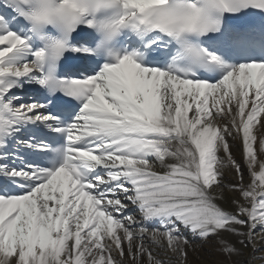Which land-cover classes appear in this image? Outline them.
<instances>
[{
    "label": "snow or ice",
    "instance_id": "1",
    "mask_svg": "<svg viewBox=\"0 0 264 264\" xmlns=\"http://www.w3.org/2000/svg\"><path fill=\"white\" fill-rule=\"evenodd\" d=\"M260 156L264 0H0V264L264 260Z\"/></svg>",
    "mask_w": 264,
    "mask_h": 264
},
{
    "label": "bare ground",
    "instance_id": "2",
    "mask_svg": "<svg viewBox=\"0 0 264 264\" xmlns=\"http://www.w3.org/2000/svg\"><path fill=\"white\" fill-rule=\"evenodd\" d=\"M233 154L235 156V158L237 159V161H239L242 165L244 164V153L242 150V144L241 141L239 140V138H237L234 142H233ZM260 159H264V156H260ZM258 170V169H257ZM244 183L247 184L250 182L251 177L249 176V172L248 169L245 167L244 168ZM237 180V176L235 174L234 171L229 170L227 173V177H226V183L228 182H235ZM229 197H231L232 195H239L238 193H228ZM260 235H264V233H259L257 234V244L259 246L260 244V240L259 237ZM233 239H235L233 237ZM200 242L197 241V244H199ZM155 250V247L152 246ZM214 247L213 244H206L203 247L199 248L197 251L193 252L192 249H189V257H188V264H212L213 261H215L218 258H222L219 257V254L214 252V251H210L209 249ZM158 252V255L160 257H162L165 261L168 262V264H177V257L172 256L170 253H166L163 249H159L156 250ZM248 253H251V248L246 250ZM255 255L257 257H264V247H261V250L257 253H255ZM126 260V264H130V261L128 260V258H125ZM254 264H264V260L262 259H255Z\"/></svg>",
    "mask_w": 264,
    "mask_h": 264
}]
</instances>
